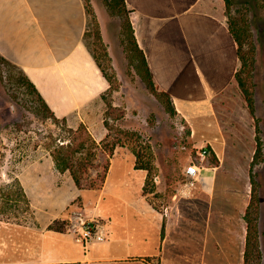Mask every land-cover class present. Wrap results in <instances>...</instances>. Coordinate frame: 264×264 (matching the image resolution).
Masks as SVG:
<instances>
[{"label":"crops","instance_id":"obj_1","mask_svg":"<svg viewBox=\"0 0 264 264\" xmlns=\"http://www.w3.org/2000/svg\"><path fill=\"white\" fill-rule=\"evenodd\" d=\"M125 2L156 86L171 96L194 140L208 142L219 156L223 133L214 107L217 98L236 84L239 66L237 43L222 11L224 0ZM86 30L83 0H0V55L22 69L57 117L74 116L77 125L84 123L99 141L107 128L95 115L109 82L86 45ZM207 114L212 119L207 121ZM120 151L130 159V173L111 184L114 156ZM134 163V154L117 146L99 189L78 188L70 174L55 165H27L18 176L30 203L42 205L47 224L40 234L25 227L23 241L17 229L15 252L6 264H175L165 255L166 245L170 239L177 241L186 206L182 203L187 202L173 199L158 209L143 194L146 170ZM218 167L219 163L202 167L195 193L212 194ZM192 196L187 200H195ZM76 198L73 211L82 218H103L107 228V239L88 250L72 232L47 227ZM173 227L176 234L171 238ZM181 240L187 242L185 236Z\"/></svg>","mask_w":264,"mask_h":264},{"label":"rangeland","instance_id":"obj_2","mask_svg":"<svg viewBox=\"0 0 264 264\" xmlns=\"http://www.w3.org/2000/svg\"><path fill=\"white\" fill-rule=\"evenodd\" d=\"M242 1H236L230 9L231 14L244 8ZM89 2L118 83V88L109 96L117 108L107 113V105L100 99L98 115L95 117L107 119L122 129L137 131L141 135V142L150 145L156 187L149 197L158 209L163 210L173 199H184L188 203H182L183 206L186 205L181 216L184 232L180 227L178 233L181 238L185 236L187 242L183 244L178 235L175 244L170 239L165 255H170L175 264H243L246 234L243 215L251 192L249 170L256 147V121L249 112L238 83L220 95L215 103L214 114L222 130L224 143L221 154L217 156L208 142L203 144V140L199 143L194 140L186 118L177 109L175 114L167 111L130 64L123 43L122 17L112 14L104 0ZM250 4L251 28L247 43L254 40L256 44V116L259 118L264 152V0H250ZM222 11L227 19L225 3ZM93 27L91 23L86 41L91 47L97 48ZM20 76L18 68L0 58V264H6L14 254L16 233L20 232V239L23 241L25 227H32L40 234L47 224L42 217L41 204L32 205L25 192L26 198L14 199L17 189L15 180L22 186L18 175L29 164H39L46 168L53 166L50 149L57 143L66 141L69 129L77 126L74 116L56 122L39 113L32 103L34 95L19 84ZM119 109L124 111L121 117ZM206 116L207 121L212 119L211 114ZM206 116L200 115V118L205 119ZM203 147L209 153L201 158L198 152ZM214 155L216 160L212 158ZM191 162L201 167L219 163L214 189L209 197L195 193L196 189L189 195L181 193V185L185 182V168ZM129 167L130 159L120 151L114 156L110 183L130 173ZM253 169L260 183V264H264V155L263 160L255 164ZM48 173L49 171L46 174ZM61 180L67 183L66 178ZM190 196L195 200H187L186 197ZM77 202L79 198L62 211V217L56 218L66 220L68 232H72L69 228V214H73V205ZM17 229L20 231L17 232ZM170 230V237L173 238L176 228Z\"/></svg>","mask_w":264,"mask_h":264},{"label":"trees","instance_id":"obj_3","mask_svg":"<svg viewBox=\"0 0 264 264\" xmlns=\"http://www.w3.org/2000/svg\"><path fill=\"white\" fill-rule=\"evenodd\" d=\"M87 12V30L85 33V42L102 73L109 82L108 89L102 93L101 98L107 105L106 112L114 110L115 107L109 96L112 92L118 88L116 74L112 71L110 65V56L107 50L104 48L101 38V32L98 22L95 17V13L89 0H83ZM238 0H224L227 25L236 40L237 50L239 56V66L235 74V80L238 83V87L247 103L248 109L252 117L256 121V134L255 141L256 147L251 161L249 170L251 192L249 203L245 208L243 219L246 223L245 234V248L243 252L244 262L243 264H260L262 259V250L260 244V230H259V217H260V196L259 188L260 183L256 178V171L253 169L255 164H258L263 160V140L261 138V128L259 126V118L256 116V86L257 83L254 79L255 69V50L256 44L249 40L250 35V16L251 10L250 0H243L244 8L236 11L235 14L230 13V9ZM108 10L115 15L122 17V32L123 43L130 64L133 66L141 80L146 87L152 91L158 99L164 104L167 111L171 114L176 113L175 104L171 96L160 89L155 84L152 72L150 70L145 52L139 46L134 28L130 22L129 10L127 8L125 0H104ZM92 23L94 43L98 44V47H91L86 37L88 34V27ZM247 43V44H246ZM248 45V47H246ZM0 58L10 63L7 59L0 55ZM12 64V63H10ZM13 65V64H12ZM15 66V65H13ZM21 76L19 77V84L25 86V88L34 95L32 103L36 110L45 117H49L56 122L64 121L67 118L57 117L43 97L40 95L34 83L26 76V74L19 67ZM120 110V117L123 116V110ZM104 125L107 128L106 136L98 141L88 127L84 123H79L76 127L69 129L68 137L61 143H57L52 149H50V155L53 163L59 172H68L72 177L74 184L78 188L86 189H99L103 186L110 166V157L114 153L117 146H126L135 156V168L146 170L145 181L143 184V194L146 195L150 202L153 203V199L149 197L155 191V165L153 163V154L149 144L141 142V135L135 130L122 129L109 121L104 119ZM216 160V156H212ZM17 189L14 192L15 198L25 197L24 190L19 184L18 180H15ZM27 200V199H26ZM155 206V204H154ZM67 222L64 219H54L49 225V229L57 231H67ZM163 232V231H162Z\"/></svg>","mask_w":264,"mask_h":264},{"label":"built area","instance_id":"obj_4","mask_svg":"<svg viewBox=\"0 0 264 264\" xmlns=\"http://www.w3.org/2000/svg\"><path fill=\"white\" fill-rule=\"evenodd\" d=\"M198 153L201 158H204L209 153V150L203 147ZM201 169L202 167L194 162L186 166L185 182H183L180 189L183 195L191 194L197 187L198 182L202 179L200 173ZM70 220L71 224L69 228L72 230L74 239L82 245L84 250H88L92 243L105 241L107 239V228L103 218H82L79 212L73 211Z\"/></svg>","mask_w":264,"mask_h":264}]
</instances>
